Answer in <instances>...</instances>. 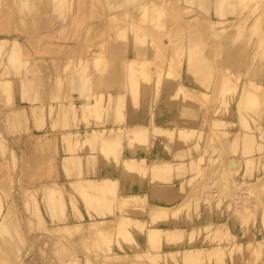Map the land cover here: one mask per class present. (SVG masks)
Returning a JSON list of instances; mask_svg holds the SVG:
<instances>
[{
	"label": "rangeland",
	"instance_id": "rangeland-1",
	"mask_svg": "<svg viewBox=\"0 0 264 264\" xmlns=\"http://www.w3.org/2000/svg\"><path fill=\"white\" fill-rule=\"evenodd\" d=\"M201 1L202 3L200 0H177L176 7H171V9L165 7L166 10L161 8L163 9L162 13H165L163 15L157 14L156 9L150 7L142 8L141 16L132 17L134 10L131 9L126 16L117 20V18L109 19L108 16L112 13L122 14L126 10L128 12L131 6L128 0H0V20L3 19V23L5 20L6 24L10 25L7 35L10 37H18L19 34L23 36L21 45L18 38L0 37L1 83L7 84L9 81L18 80L30 82L37 74L41 80V67L44 65L58 68L59 73L55 76H57L56 83L58 82L60 85L67 83L69 72L72 75L70 78L72 84L77 82V79L83 81L87 79L88 82L89 78H84L88 70L95 72L97 76L107 75L106 78H103L104 82L113 83L115 74L119 70L118 60L115 59L116 55L119 56L122 51L129 48L130 51H134V54L137 51V57L124 60L125 64L123 65L126 68L123 66V70H126V74H124L126 76L123 80L128 85L129 92L134 93L135 100L139 93L146 94L147 88L149 90L151 88L152 91H150L153 95L150 105L152 108L157 107L158 101L166 95L162 91L163 84H174L176 88L172 98H175L177 102L181 101L183 115L186 118L191 117L188 113L189 104H196L198 110H201L203 114L200 131L165 128L164 133H161L158 132L159 126L153 125L151 130L153 138L157 135L166 136L169 143L178 139L180 143L187 146V152L202 151L203 156L197 160L196 168L192 166L193 169H196V173L188 178L184 185L180 186L181 190H185V185L187 186L186 199L173 209L154 205L148 211L144 197L138 195L135 197L131 194L117 195L116 182L111 179L105 182L107 185L104 183L97 185L103 179L83 180L80 178L83 164H86L87 167L90 163L94 164L97 155L105 160H113L115 163L121 161L124 167V160L134 157L123 158L121 156L122 148H125L126 142L129 146H146L149 129L141 125L132 127L110 125L108 126L110 127L109 133L106 129H104V133L100 132V128L104 127L103 115L107 116L111 111H114V121H123L122 109H124L125 98L123 100L116 98L117 101L114 102V99L108 97L107 101L111 102L106 101V105H104V100L101 97H96L95 103H89V106L91 104L95 106L91 105L85 109L86 103L82 105L83 107H79V110L85 119L94 115L91 117L97 119L100 127H88L79 130L81 133L75 135L73 130H70L71 124L75 123V118H77L76 110L73 109L75 116L73 120L75 121H63V124L68 127L61 136L64 148H62L61 160L67 180L60 184L53 181L43 184L41 181H37L38 179L33 174L34 171L30 169L25 152H21L18 156L21 164L20 169H17V159L12 155V168L1 171L0 223L2 224L0 226H5L6 231L0 229V264H163L162 260L167 257L177 264L179 262L180 264H192L196 262H192L193 259H190L191 263H189V259L186 257L185 259L183 256L184 250L167 254L161 253L159 247L166 235L161 233V230L168 227L156 226L158 223L169 219L170 216L176 218L184 212L190 217L192 212H198L200 206L211 211L224 208L227 212L229 211V214L233 210L230 216L234 219L235 224L242 228H248L255 224L260 210H262V221L264 222V95L260 93L264 89L258 85V88L261 87L258 93V88H256V82L264 84V0H245L241 1L242 3L239 2L240 0H225V11L222 16L215 13L214 4L209 0ZM234 3L238 4L233 5ZM185 6L195 10L190 13L180 11ZM172 9H176L174 13ZM195 11L207 20L218 21L221 18L222 23L213 24L212 28H208L206 34L201 33V28H205L204 25H200L198 20L194 23L193 20H190L191 14ZM161 15L166 18H160ZM157 17L161 19L160 22ZM44 20L46 22L42 24ZM161 21L164 24L158 29V24L161 26ZM154 22L159 35L155 33L156 36L155 34L147 36L149 34L146 30ZM163 27L165 32L164 29H161ZM39 34H47L52 40L59 41V44L63 45L71 40L74 50H72L70 64H65L62 59H59L58 62H51L49 58L47 61L29 59L28 57L26 59L23 55V50H26L25 43L30 48L32 46L30 43L35 41L36 35ZM143 36L146 41L144 44L140 41L141 38L143 40ZM126 37L129 40L125 39ZM147 37L154 39L149 42L150 47L152 44L151 49H149ZM136 38L139 42L136 41ZM122 39L127 43H122ZM130 39L135 40H131V42ZM138 43L141 44L138 45ZM141 45H145V48ZM156 45H159L157 51L161 60L156 49L155 57L157 55L158 57L154 60L153 47L156 48ZM175 45L178 46H176L177 49L182 48V50L177 52L174 49L175 52H173L172 48ZM190 46L195 47L194 53L184 54L185 48ZM140 50L143 54L151 52L153 58H146L142 52L140 53ZM169 51L173 54L171 55ZM194 55H197L195 57L202 66L199 65V68L195 69V65L190 64L189 61L190 63H187L189 69H186L185 57L191 59L194 58ZM148 61L149 63H147ZM134 62L136 63L134 64ZM131 63L133 66L130 65ZM129 65L131 68H127ZM150 66L154 67L153 72L150 71ZM165 69L168 74H165ZM193 69L194 73L191 72ZM229 72L236 76L229 75V77ZM72 78L76 79L72 81ZM205 79L207 84H204ZM185 80L187 83L192 80L189 86L187 83V85L185 84ZM136 81L139 82L138 85ZM82 82L78 83L83 87L86 82L84 81V85ZM179 82L184 85L183 88L180 87ZM247 82L249 84L245 86ZM250 82H253V86ZM140 88L143 89L141 92ZM254 88L256 90L253 92ZM196 89L198 91H195ZM255 94L257 98L253 97ZM110 104L113 106L110 107ZM94 110L95 112H93ZM226 117H234L235 122L233 124L226 122ZM229 125L238 127V133L230 142L231 134L227 129ZM42 140L45 141V144ZM48 141L49 139L46 137L40 139L37 136L35 143L44 152L42 157L46 155V148L49 147ZM239 146L241 147L240 160L230 159V155L238 153ZM53 149L57 156V148ZM209 149H212L210 155L208 154ZM218 149L221 154L216 153ZM102 153H108V155ZM245 157L246 159H244ZM140 159L142 161L144 159L143 162L147 165L140 162L139 172L136 169L132 171L146 174L149 169L147 160ZM144 164L146 171L143 167L141 169ZM7 165L10 166L8 163ZM138 166L137 164V168ZM160 168H163L161 171L163 174L170 171L171 165L166 163L160 166L157 164L150 166L151 171ZM73 183L78 187H74ZM102 185L104 190H101ZM65 196L69 198V203L66 202ZM77 204H80L79 207ZM82 205L86 217L81 214ZM126 207L131 209L126 211ZM122 208L125 210H121ZM114 209L117 210V214H113ZM106 210L112 214L107 218L104 217ZM68 211L73 213L74 217L68 216ZM132 212L136 217L129 215ZM152 212L154 216L150 215ZM119 216L125 220L120 219L119 221ZM159 218H162L161 221ZM128 219L131 222H128ZM152 227L159 229V233H157L158 230H152ZM119 228L120 231L122 229L125 230V233L127 232L125 236H123V231H121L122 235H120V231H116ZM150 228L153 233L148 232ZM148 234L149 236L153 234L154 238L157 234L160 237L157 236L159 237L155 238L157 240L152 236L148 239ZM179 235L169 242H184V235V240H181L182 235ZM144 236H147L151 251L141 249L134 255L128 256L126 249L122 248V243H135L136 246H139L137 240ZM189 236L188 241L197 237L203 240L202 245L217 247L213 250L202 249L200 261L204 264L212 262L213 258H216L215 262L220 261L226 253L232 256L241 251L240 246L238 248L236 246V236L230 233L228 224L225 222L215 226H205L198 232L192 230ZM180 246L182 247L181 244ZM200 256L197 257L198 260ZM198 263L199 261L196 264Z\"/></svg>",
	"mask_w": 264,
	"mask_h": 264
},
{
	"label": "crops",
	"instance_id": "crops-1",
	"mask_svg": "<svg viewBox=\"0 0 264 264\" xmlns=\"http://www.w3.org/2000/svg\"><path fill=\"white\" fill-rule=\"evenodd\" d=\"M42 22H45V20ZM9 27L10 25L8 26L5 20L4 23L3 19L0 20V37L18 38L21 45L23 36L20 34L17 35L18 37L8 36ZM70 41L68 40L67 44L63 45L59 44V41L52 40L47 34H39L36 35V40L30 43L32 45L30 48H28L26 43L25 45L22 44L26 47V50H23V55L26 59L28 57L34 60L44 59V61H47L49 58L51 62H58L59 59H64L65 57L70 59L72 57V50H74V44ZM121 42L125 43L126 41L122 39ZM143 56L148 59L153 58V54L149 51L143 54ZM129 57H137V55L129 49L122 51L119 56L116 55L115 59L118 60L119 70L115 75V81L111 84L103 80L107 75L104 77L97 76L95 72L88 70L84 78H89V81L86 82L85 86L82 87L78 83L72 84L69 80L66 84L60 85L56 83L57 76H55L59 73L58 68L45 65L41 67V80H39L37 74L33 81L30 82L20 80L9 81L7 84L0 82V176L2 170L5 171L6 168L9 170L12 168V155L17 159V169H20L21 164L18 156L21 152H25L28 157V163H30V169L34 171L33 174L38 179L37 181H41L42 183L51 181L63 183V181L67 180L68 178L63 171L61 160V155H63L61 136L68 126L63 124V121H75L73 120L75 118L73 109L75 108L77 118H75L76 122L71 124L70 130L100 127L97 119L91 117L94 115H88L87 119L83 118L79 107L82 104L93 102L100 95L103 96L102 100L105 103L109 93L114 97V101L118 95L125 96L124 109H122L124 116L123 121L116 122L113 120L114 111H111L107 116L103 115L105 127L110 125H124L126 127L141 125L149 129L146 146H129L125 141V148H122L121 153L123 158H145L149 166L148 172L146 174L133 171L129 173L123 167L121 161L115 163L113 160H105L100 155H97L94 164L90 163L88 167L86 164H83L80 179H111L116 182L117 195L127 196L131 194L144 197L148 211L154 205L173 209L184 201L186 199L187 186L185 185V190H181L180 186L181 184L184 185V182L196 173V169H193L192 166L196 168L197 160L203 156V152L194 150L187 152V146L180 143L178 139L169 143L166 136L157 135L153 138L151 130L153 125H156L173 130L187 129L200 131L203 121L202 111L198 110L196 104H189L188 113L191 117L186 118L183 115L181 101L177 102L175 98H172L176 88L174 84H163V92L167 96L164 95L158 101L157 107L152 108L150 105L153 95L150 90L146 94L141 93L136 97V100H133L130 97L128 85L123 83V64H125L124 60ZM153 69L154 67L150 66L151 72L154 71ZM69 73L68 79L72 77ZM185 74L184 72V77H187ZM188 85L190 84L188 83ZM171 89L172 91H170ZM226 122L233 124L235 118L226 117ZM227 129L231 134L230 142L238 133V127L229 125ZM37 136L40 139L44 137L49 139V147L46 148V155L44 157H42L44 152L35 143ZM42 142L45 144L44 140ZM54 147L58 150L57 156L53 152ZM216 153L221 154L219 149ZM240 153L241 147L239 146L238 153L229 157L230 159L240 160ZM208 154H212V149L208 150ZM7 163L10 165L9 167ZM160 163L171 165L170 171L163 173V178L165 179L154 177L150 169V166ZM65 200L69 203L67 196H65ZM79 205L77 204L78 207ZM81 207L82 210L79 208L81 214L83 217H86L83 205ZM116 211L114 209L113 214H117ZM67 215L74 217V214L69 211ZM111 215L106 210L104 217L107 218ZM129 215L136 217L134 212ZM224 222L228 224L230 233L236 236V246L237 248L240 246L241 251L232 256L226 253L220 261L215 262L213 260L209 263L206 262V264H264V222L262 221V210L257 215L256 223L250 225L248 228L236 225L234 219L231 218L224 208L211 211L204 206H200L198 212H192L190 217L187 216L186 212L179 214L176 218L170 216L169 219L157 225L168 228L176 227L182 231L181 240L183 239V235L185 240L183 239L184 242L182 243L166 242L163 240L159 249L162 254L173 253L179 250L181 252L184 249L192 248L200 250L216 249L217 247L215 246L202 245L203 240L197 237L190 241H188V238L192 230L198 232L199 229L205 226H215ZM137 242L139 246H136L135 243H122V248L126 249L128 256L134 255L136 251L141 249L151 251L147 236L139 238ZM220 248L222 249V247ZM162 261L163 264H177L169 259V257Z\"/></svg>",
	"mask_w": 264,
	"mask_h": 264
},
{
	"label": "bare ground",
	"instance_id": "bare-ground-1",
	"mask_svg": "<svg viewBox=\"0 0 264 264\" xmlns=\"http://www.w3.org/2000/svg\"><path fill=\"white\" fill-rule=\"evenodd\" d=\"M176 1L177 0H128V2L131 4V6H130V8L128 9V12H127V10L126 11H124V13H122V14H110L108 17H109V19L111 18H117V20H119L120 18H122V17H124V16H126L127 15V13H129V10L131 11V9H132V11H133V13H134V15H132V17L133 16H141L142 15V11H141V9L142 8H144V9H148V8H150V7H154L155 9H156V13L157 14H162L163 15V13H162V11H163V9H165V7H167V8H170L171 9V7L173 8V7H176ZM192 1V0H191ZM194 1V0H193ZM197 1V0H196ZM225 0H209V2L210 3H212V4H214L213 6H214V10H215V13H218V15H220V16H222L223 15V11H225V2H224ZM241 1H245V0H240L239 2H241ZM127 2V3H128ZM200 3H202V1L200 0ZM242 3V2H241ZM236 4H238V3H234L233 5H236ZM240 4V3H239ZM229 5H231V4H229ZM163 7V9H161ZM196 7V6H195ZM161 10V11H160ZM166 10V9H165ZM176 9H172V12L174 13V11H175ZM193 10H195V9H192V7H187V6H185V7H182L181 9H180V11H184L185 13H190V12H193ZM161 12V13H160ZM171 12V11H170ZM165 14V13H164ZM176 14V13H175ZM50 15V14H49ZM129 15V14H128ZM159 16L160 18H166L165 16ZM167 16H168V12H167ZM170 16V15H169ZM175 16V15H174ZM210 16V15H209ZM154 17V16H153ZM159 17H157V20H158V22H160V20L161 19H159ZM171 17H173V16H171ZM129 18H130V16H129ZM169 18V17H168ZM171 19V18H170ZM179 19H181V18H179ZM163 20V19H162ZM169 20V19H168ZM190 20H193V23H194V21L196 22V20H198L197 22H199L200 23V25H204V27L205 28H201V33L203 32V33H207V31H208V28H212L213 27V24H220V23H222V19L220 18L218 21H213V20H211V19H209V20H207L206 18H204L203 16H201V14H199V12H197V11H195L193 14H191V16H190ZM164 21V20H163ZM163 21H161V26H159V24H158V29H160V27H162L163 25L162 24H164V22ZM46 22V21H45ZM157 22V23H158ZM163 22V23H162ZM42 24H43V22H42ZM46 24V23H45ZM174 26V25H173ZM164 27H165V25H164ZM161 28L162 30L164 29V32H165V28ZM175 27V26H174ZM177 27V26H176ZM147 28V27H146ZM146 30V29H145ZM135 31V30H134ZM146 31H148V34L149 35H147V36H151L152 34L154 35L155 33H157V28H156V23L154 22L153 23V25L151 26H149V28L146 30ZM170 31H171V29H170ZM160 32V31H159ZM132 34V33H131ZM130 34V35H131ZM158 34V33H157ZM157 34H155V36L157 35ZM141 35V34H140ZM152 35V36H153ZM159 35V34H158ZM170 35H173L172 33H170ZM175 35V34H174ZM131 37V36H130ZM173 37V36H172ZM175 37H176V35H175ZM132 38V37H131ZM133 38H135V37H133ZM145 36H143V40H142V38H141V42L144 44V42H146L145 41ZM37 39H38V37H37ZM125 39H127V37L125 38ZM152 39L153 38H146V40H147V42H148V45H149V42H152ZM127 40H129V39H127ZM131 40H135V39H130V41ZM154 40V39H153ZM129 41V42H130ZM136 41L137 42H139V40L136 38ZM155 41H156V38H155ZM132 42V41H131ZM135 42V41H134ZM127 43V42H126ZM177 43V42H176ZM175 43V44H176ZM141 44V43H140ZM139 43H138V45H140ZM154 45H155V43H154ZM179 45V44H178ZM141 46H143V45H141ZM176 46L177 45H175V47L174 48H172L173 49V52H175L174 51V49L177 51V52H179V50H182V48H176ZM148 47V46H147ZM156 48H154L153 47V49H154V52H155V54H154V60H156L157 59V57H158V55H159V53H158V47H159V45H156L155 46ZM178 47V46H177ZM181 47H182V45H181ZM127 48V47H126ZM138 48V47H137ZM143 48H145V45L143 46ZM152 48V44H151V47H150V45H149V49H151ZM129 49V48H128ZM155 49H156V51H157V53H158V55L155 57V55L157 54L156 53V51H155ZM194 50H195V47L194 46H190V47H187V48H185V53L184 54H188L189 55V53L191 54V52H193L194 53ZM133 51V50H132ZM143 51H144V49H143ZM22 52V51H21ZM138 52H139V49H138ZM142 51L140 50V53H141ZM170 53H171V55L173 54L171 51H169ZM132 53H134V51L132 52ZM136 53H137V51H136ZM135 53V54H136ZM16 54V53H15ZM145 54V53H144ZM142 55H143V52H142ZM133 56V55H132ZM195 56H197V55H194V58H189V57H185L186 58V62H185V65H186V69L188 68L189 69V66L187 67V63H190V64H194L195 65V69H196V67L197 68H199L198 66L200 65V61H198L197 60V57H195ZM94 58H95V56H93ZM143 57V56H142ZM141 57V58H142ZM159 57H160V55H159ZM169 57H170V54H169ZM66 58V57H65ZM93 58V59H94ZM130 58V57H129ZM136 58V57H135ZM23 59V58H22ZM159 59V58H158ZM63 61H64V63L65 64H70V59H68V58H66V60H64V59H62ZM132 58H131V62H132ZM144 60V59H143ZM160 60H161V57H160ZM159 60V61H160ZM96 61V60H95ZM158 61V62H159ZM190 61V62H189ZM23 62V61H22ZM138 62V61H137ZM151 62H153V61H151ZM157 62V61H156ZM167 62V61H166ZM136 62H134V64H135ZM140 63V62H139ZM138 63V64H139ZM147 63H149V61L147 62ZM154 63H155V61H154ZM141 64H142V62H141ZM128 65V64H127ZM130 65H132L133 66V64L131 63ZM127 66V68H131V66ZM147 65V64H146ZM150 65H152V64H150ZM204 65V64H203ZM200 66H202V65H200ZM124 67H125V65H124ZM123 67V68H124ZM191 67H192V65H191ZM119 68V67H118ZM126 68V67H125ZM134 68V67H133ZM207 68V67H206ZM114 69V68H113ZM168 70V69H167ZM229 70V69H228ZM115 71H116V69H115ZM126 71V70H125ZM124 71V74H126V72ZM128 72H130L129 70H127ZM188 71V70H187ZM194 71V69L191 71V72H193ZM114 72V71H113ZM168 71H166V69H165V74L167 73ZM184 72H185V70H184ZM196 72V71H195ZM116 73V72H115ZM194 73V72H193ZM112 74H114V73H112ZM128 74H130V73H128ZM127 74V75H128ZM133 74V73H132ZM153 74V73H152ZM158 74V73H157ZM156 74V75H157ZM164 74V77L166 76ZM168 74V73H167ZM116 75V74H115ZM146 76L148 75V74H145ZM145 75H144V77H143V79L145 78ZM190 75V74H189ZM236 76L235 74L233 75V73H228V76ZM124 76H126V75H124ZM129 76V75H128ZM150 76V75H149ZM154 76V75H153ZM152 76V77H153ZM159 76V75H158ZM168 76V75H167ZM229 76V77H230ZM186 78V77H185ZM190 78H192V77H190ZM197 78V77H196ZM76 78H72V81L73 80H75ZM113 79H114V77H113ZM112 79V80H113ZM128 79H129V77H128ZM147 80L149 79V78H146ZM59 80V79H58ZM61 80V79H60ZM87 80V79H86ZM86 80H84L85 82H87ZM187 80H188V82H189V76H188V78H187ZM187 80H185V84L187 83L186 81ZM62 81V80H61ZM69 81H71L70 79H69ZM77 82H75V83H78V82H82L83 80L81 79V80H79V79H77L76 80ZM82 82L83 83V85H84V83L85 82ZM139 82H140V80H138ZM138 81H136L137 82V85H138ZM142 81V80H141ZM192 81V80H191ZM191 81H190V83H191ZM205 81V83L204 84H207L206 83V79L204 80ZM109 82V81H108ZM125 82V80H123V83ZM149 82V81H148ZM195 82V81H194ZM58 83V82H57ZM81 83V84H82ZM165 83V82H164ZM183 83H184V79H183ZM189 83V84H190ZM253 83V82H252ZM251 82H250V84L253 86V84H252ZM74 84V83H73ZM79 84V83H78ZM109 84H111L110 82H109ZM125 84V83H124ZM188 84V83H187ZM186 84V85H187ZM247 84H249L248 82L245 84V86H247ZM255 84V83H254ZM256 88H258V85H261V87L264 89V84H261V83H257L256 82ZM85 85H86V83H85ZM140 85V84H139ZM179 85H180V87L181 88H183V86L184 85H182V84H180V82H179ZM179 85H178V87H179ZM115 86V85H114ZM135 86H136V84H135ZM189 86V85H188ZM255 86V85H254ZM140 87V86H139ZM261 87H259L258 88V93H259V91H260V89H261ZM120 88V87H119ZM146 89V88H145ZM188 88L186 87V90H187ZM191 89H193V87H191ZM248 89H249V86H248ZM262 89V90H263ZM143 90V89H142ZM141 90V88H140V92L142 91ZM147 90L149 91V88H147ZM150 90H151V88H150ZM164 90V88L162 89V91ZM252 90V89H251ZM254 90H256L255 88L253 89V92H254ZM139 91V90H138ZM152 91V90H151ZM192 91V90H191ZM195 91H198L197 89L195 90ZM201 91V90H200ZM248 91V90H247ZM256 91V92H257ZM245 92H246V90H245ZM121 93V92H120ZM180 93V92H179ZM260 93H262L261 95H264V90L262 91V92H260ZM129 94H130V97L133 99V100H135V96H134V93H132V92H129ZM187 94H188V92H187ZM195 94V93H194ZM193 94V95H194ZM252 94V93H251ZM139 95H140V93H139ZM138 95V96H139ZM196 95V94H195ZM202 96H203V94H201ZM241 95V94H240ZM245 95V94H244ZM105 96V95H104ZM188 96H189V94L187 95V98H188ZM191 96V95H190ZM243 96V95H242ZM256 96V94L253 96V97H255ZM102 98L103 96L102 95H100L99 96V98ZM108 97L109 98H114L111 94H109L108 93ZM161 97V96H160ZM193 97V96H192ZM246 97H247V95H246ZM259 97V96H258ZM98 98V97H97ZM117 98H121L122 100L125 98V96H123V95H118L117 96ZM186 98V99H187ZM191 98V97H190ZM195 98V97H194ZM202 98V97H201ZM241 98V97H240ZM243 98H244V96H243ZM256 98H257V96H256ZM198 99V98H197ZM95 100H97V99H95ZM95 100L93 101L94 103H95ZM120 100V99H119ZM118 100V101H119ZM244 100V99H243ZM252 100V99H251ZM99 101V100H98ZM108 101H110V100H108ZM107 101V102H108ZM117 101V100H116ZM116 101H114V102H116ZM250 101V100H249ZM99 102H101V101H99ZM104 102V101H103ZM111 102V101H110ZM93 103V104H94ZM97 103V105H98V102H96ZM102 103V102H101ZM86 104V103H85ZM84 104V105H85ZM88 104V105H87ZM86 104V106H85V109H86V107H88L89 106V103H87ZM83 105V104H82ZM82 105H80V107L82 106ZM92 105V104H91ZM91 105L89 106V107H91ZM102 105V104H101ZM104 105H106V103L104 104ZM116 105V104H115ZM244 105V104H243ZM92 106H95V105H92ZM99 106H100V104H99ZM109 106V105H108ZM112 105L110 104V107H111ZM83 107V106H82ZM98 107V106H97ZM101 107V106H100ZM115 108V107H114ZM183 108H185V106H183ZM75 109V108H74ZM88 109V108H87ZM186 110V109H185ZM100 111V110H99ZM184 111V110H183ZM187 111V110H186ZM93 112H95V110L93 111ZM93 112H91L92 114H93ZM97 113V112H96ZM95 113V114H96ZM101 114V113H100ZM98 115V114H97ZM98 118H99V116H98ZM102 128V127H101ZM100 128V132H102V133H104L103 131H104V129H106V131H107V133H109L110 131H108V130H110V127H103L102 129ZM164 129L165 128H163V127H158V132H161V133H164ZM99 131V130H98ZM78 133H81L79 130H76V131H73V134H78ZM79 135V134H78ZM44 139V138H43ZM102 154H107L108 155V153H102ZM226 159V158H225ZM244 159H246V157L244 158ZM141 160V161H140ZM138 161V162H137ZM143 161H145L144 159H143ZM142 161V159H134V158H130V159H125L124 160V168L126 169V170H128V171H132V170H137L138 172H139V167H140V162L143 164V163H145V162H143ZM222 161V160H221ZM225 162H227V161H225ZM137 164L139 165L138 166V168H137ZM146 164V163H145ZM142 165L141 166V169H142V167L144 168V166H146V165ZM161 164H166V163H160V164H157V166H160ZM226 164V163H225ZM235 165V164H234ZM233 165V166H234ZM227 166V165H226ZM231 168H233L232 166H231ZM145 169V168H144ZM143 169V170H144ZM162 169L163 168H160V169H153V171H152V175L154 176V177H156V178H162L163 177V174H162ZM165 169V168H164ZM228 169V168H227ZM235 169V168H234ZM233 169V170H234ZM237 169V168H236ZM225 170V169H224ZM229 170V169H228ZM145 171H146V169H145ZM230 171V170H229ZM232 171V170H231ZM143 172V171H142ZM107 180H108V178H103V180H101V183H98L97 185H101V184H105V182H107ZM109 181V180H108ZM44 184V183H43ZM46 184V183H45ZM55 184V183H54ZM60 184V183H59ZM74 184V183H73ZM51 185V184H50ZM96 185V187H98ZM105 185H107V184H105ZM75 186H77L78 187V185L76 184H74V187ZM53 187V186H52ZM104 187H106V186H104ZM47 188V187H46ZM49 189H50V187H49ZM96 189H98V188H96ZM101 188L99 187V190H100ZM48 190V189H47ZM101 190H104V188H103V185H102V189ZM157 193V192H156ZM133 196H135L136 197V195H133ZM226 203V202H225ZM227 205H229V204H227ZM1 207V206H0ZM125 207V206H124ZM127 208V207H126ZM120 209V208H119ZM129 209H131V208H127L126 209V211L127 210H129ZM121 210H125L124 208H122ZM132 211V210H131ZM232 211L233 210H231V213L230 214H232ZM229 212V211H228ZM131 214V213H130ZM159 214V213H158ZM150 215H153V212L150 214ZM154 216V215H153ZM159 216V215H158ZM157 216V217H158ZM126 217V216H125ZM128 218V217H127ZM126 218V219H127ZM120 216H119V221H120ZM160 219V218H159ZM162 219V218H161ZM161 219H160V221H161ZM121 220H125V219H121ZM118 221V220H117ZM128 222H131V221H129V219L127 220ZM164 221H166V220H163V222ZM200 221V220H199ZM115 223V222H114ZM0 224H2V223H0ZM135 224V223H134ZM131 226V225H130ZM156 226H159V225H156ZM2 228V229H1ZM153 229L152 230H154L156 227H152ZM158 228V227H157ZM164 228V227H163ZM0 229H1V231H6V229H5V226H0ZM156 231L158 230V232L157 233H159V229H155ZM116 231H120V228L118 229V230H116ZM115 231V232H116ZM121 231H123V233H124V235L123 236H125L126 235V233H125V230H122L121 229ZM120 231V235H122L123 233ZM156 231H155V235H156ZM149 233H153V231H151V228L149 229V231H148ZM163 232V234H166L165 235V241H167V242H169V240L170 241H173V239H176V235H178V234H180L179 236H181L182 234V232L180 231V230H178L176 227H174V228H167V229H165L164 228V230L162 231L161 230V233ZM160 233V234H161ZM163 234H161V235H163ZM148 236V239L152 236L153 237V234L151 235L150 234V236H149V234L147 235ZM157 236H159L158 234H157ZM157 236H155V238H159V237H157ZM175 237V238H174ZM154 237H153V239H155ZM152 239V238H151ZM163 239V238H162ZM155 240H157V239H155ZM155 240H154V244L156 243L155 242ZM176 241V240H175ZM149 242V241H148ZM150 242H151V244H153L152 243V241L150 240ZM158 243V242H157ZM217 251V250H216ZM208 252V251H207ZM214 252V251H213ZM219 252V254H220V251H218ZM222 252V251H221ZM184 258L186 257L187 259H189V263H191L190 262V259L192 260V262L194 261V262H198L199 261V263L198 264H201L202 262L200 261V258H201V254L203 253V250H200V249H194V248H192V249H184ZM210 253H212V252H210ZM223 254V253H222ZM212 255V254H211ZM198 256H200L199 257V260L197 259V257ZM206 256V255H205ZM208 256H209V254H208ZM214 256H215V252H214ZM219 256V255H218ZM217 256V257H218ZM216 257V256H215ZM182 258V257H181ZM185 258V259H186ZM202 258L204 259V257H203V255H202ZM206 258V257H205ZM184 259V260H185ZM194 259H196V260H194ZM215 259L216 258H213V260L215 261ZM198 260V261H197ZM206 259H204V261H205ZM210 260V259H209ZM187 261V260H186ZM186 261H183V262H185L186 263ZM203 261V262H204ZM206 262V261H205ZM196 263H192V264H196ZM209 263V262H208ZM202 264H204V263H202Z\"/></svg>",
	"mask_w": 264,
	"mask_h": 264
}]
</instances>
